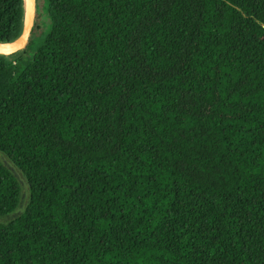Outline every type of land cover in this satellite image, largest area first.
Masks as SVG:
<instances>
[{"label":"trees","instance_id":"16d2710c","mask_svg":"<svg viewBox=\"0 0 264 264\" xmlns=\"http://www.w3.org/2000/svg\"><path fill=\"white\" fill-rule=\"evenodd\" d=\"M43 2L0 56V264H264V0Z\"/></svg>","mask_w":264,"mask_h":264},{"label":"water","instance_id":"95a60500","mask_svg":"<svg viewBox=\"0 0 264 264\" xmlns=\"http://www.w3.org/2000/svg\"><path fill=\"white\" fill-rule=\"evenodd\" d=\"M37 12L36 0H22V24L18 37L12 41H0V56L12 57L22 52L29 43Z\"/></svg>","mask_w":264,"mask_h":264},{"label":"rangeland","instance_id":"374dc122","mask_svg":"<svg viewBox=\"0 0 264 264\" xmlns=\"http://www.w3.org/2000/svg\"><path fill=\"white\" fill-rule=\"evenodd\" d=\"M37 6H38V28H37V31L35 32V35L33 36L31 45L28 49V55L30 57L33 56V54L35 53L37 48L40 46L45 35L49 32V29H50V22L47 16V12L45 9V3L43 2V0H38ZM15 175L22 187V192H23L22 196L24 199L25 198L24 180L21 177V175H19L18 173H15ZM10 219L11 218H3V219H0V222L4 223V222L9 221Z\"/></svg>","mask_w":264,"mask_h":264}]
</instances>
